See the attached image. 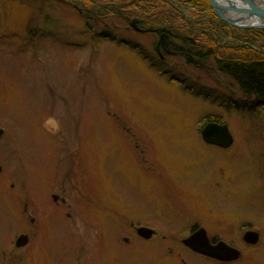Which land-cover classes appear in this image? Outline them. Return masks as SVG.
<instances>
[{
    "label": "rangeland",
    "instance_id": "rangeland-1",
    "mask_svg": "<svg viewBox=\"0 0 264 264\" xmlns=\"http://www.w3.org/2000/svg\"><path fill=\"white\" fill-rule=\"evenodd\" d=\"M99 1L126 14L145 0ZM168 1L167 27L183 40L220 53L197 31L205 26L264 42L253 32L264 30L221 20L211 0L206 11ZM76 4L0 0V264H150L143 252L156 245H124L132 225L173 236L197 222L240 248L238 264H264L263 105L213 61L197 70L180 59L172 75L141 58L158 36L134 30L138 15L125 23ZM211 121L229 127L230 148L204 141Z\"/></svg>",
    "mask_w": 264,
    "mask_h": 264
},
{
    "label": "trees",
    "instance_id": "trees-1",
    "mask_svg": "<svg viewBox=\"0 0 264 264\" xmlns=\"http://www.w3.org/2000/svg\"><path fill=\"white\" fill-rule=\"evenodd\" d=\"M64 2L66 5H73L75 3H79L80 5L89 8L92 13L98 16H102V12L105 16H113L114 14L120 13V16L125 21V23H129L130 18L133 14L138 15L137 19L147 20L150 26L155 27H163L169 24V21H173V17L168 16L167 8L169 5L168 0H145L142 4L143 11L139 13V11H128L122 12L120 6L112 4L110 2L100 3L99 0H59ZM143 1V0H141ZM140 1V2H141ZM176 1L177 3H181L184 7H190L193 11H206L208 9V1L207 0H170ZM139 2V5H140ZM76 4V5H77ZM188 6V7H187ZM130 9V7H128ZM173 11H170L173 14ZM87 12H89L87 10ZM169 12V11H168ZM168 16V17H167ZM189 18H185L191 30H196L192 21H198V17L195 13H190ZM49 19V18H48ZM54 19V18H53ZM50 20V21H53ZM199 22V21H198ZM131 25V24H130ZM200 25V24H199ZM201 26V25H200ZM118 28V25H115ZM201 33L208 35L216 45L222 48L220 53L214 52L215 49L207 50L205 48L206 42H203L201 39L200 46L195 45L199 44L196 40L186 39L185 45L189 48V53L201 54V56L206 53L211 54L208 59L200 60L203 65L207 64L208 61H213L214 67L221 73H224L229 80L233 81L238 88L242 91L244 96L249 98L257 97V101L260 102L261 107H264V42L263 44H258V41H251L247 38L228 36L225 38H221L214 29L210 27H196ZM205 29V30H204ZM117 31V30H115ZM255 34L263 35L264 31H253ZM110 34H101L102 38L100 39H109L115 41V37H110ZM264 39V38H263ZM204 44V46L201 44ZM188 64L196 67L197 70L203 68L201 64L196 63L195 61L189 59ZM202 72L206 73V70ZM174 75V72H168ZM185 82L190 85L188 79L184 78ZM221 124L217 121H211Z\"/></svg>",
    "mask_w": 264,
    "mask_h": 264
},
{
    "label": "flooded vegetation",
    "instance_id": "flooded-vegetation-1",
    "mask_svg": "<svg viewBox=\"0 0 264 264\" xmlns=\"http://www.w3.org/2000/svg\"><path fill=\"white\" fill-rule=\"evenodd\" d=\"M134 23L136 25L134 30L139 32V35L146 34L145 32L149 33L150 31L155 34V36H158V43L153 52L150 53V55L144 53V48L142 47L139 50V56L141 58L143 57L145 60H155L159 65L157 69H161L163 72H173L176 68L181 67L180 65L178 66L179 63L177 62L180 59H185L187 62L191 59L197 63L201 62L200 60L202 59H208L211 55L206 53L199 58V55L201 54L189 53V50H187L189 48L185 45L186 39L183 40L182 36L172 32V28L170 27L165 26L155 31L148 30V28L142 24L141 19ZM197 23L198 21H194V24ZM199 31H202V29ZM198 64H201L205 69L207 68V64L203 65L202 62ZM139 224V227L132 225L134 230L133 235L131 236L132 238L130 236L124 237V245H132L134 242L133 238H141L140 240H142V242L145 241L151 246L156 245V250L150 249L148 253L143 252L146 258V263L151 262L150 264H163L165 261H170V264H238L242 259V251L238 246L227 241L222 236L221 238L217 235L213 236L210 230L204 226H199L200 224L197 226L196 224L192 225L186 235L183 230L176 229L177 232L173 236L162 233L161 230L153 229V223L149 224L147 227L141 225V223ZM247 234H244L243 239L244 242L250 245L252 244L251 241L253 240V237H248L251 234ZM25 236H27L28 241L30 236L27 234ZM188 240L192 242V245H189L186 242ZM158 243H165V245L162 246V256L160 255ZM222 244H225L228 249L226 250L221 246ZM23 248L21 247L17 249L19 250ZM160 258H162L163 261H161Z\"/></svg>",
    "mask_w": 264,
    "mask_h": 264
},
{
    "label": "water",
    "instance_id": "water-1",
    "mask_svg": "<svg viewBox=\"0 0 264 264\" xmlns=\"http://www.w3.org/2000/svg\"><path fill=\"white\" fill-rule=\"evenodd\" d=\"M217 16L232 26L243 29L264 30V0H211ZM4 135V130L0 128V139ZM204 141L210 145L228 149L233 144V136L227 125L215 122L207 124L202 130ZM248 237H253L252 243H256L258 239L257 233ZM27 242V238L23 236L18 245ZM192 245L191 241H186ZM226 250L228 247L222 244Z\"/></svg>",
    "mask_w": 264,
    "mask_h": 264
}]
</instances>
